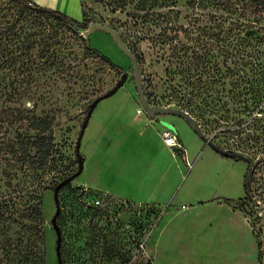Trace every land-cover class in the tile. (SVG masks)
Instances as JSON below:
<instances>
[{
    "label": "rangeland",
    "instance_id": "rangeland-1",
    "mask_svg": "<svg viewBox=\"0 0 264 264\" xmlns=\"http://www.w3.org/2000/svg\"><path fill=\"white\" fill-rule=\"evenodd\" d=\"M82 2L88 24L126 29L120 39L139 63L150 104L182 106L205 137L242 157L217 153L179 116L150 117L131 62L109 33L85 36L0 0V29H10L0 40L16 43L32 22L46 29L33 47L0 51V264H58L53 189L78 169L75 143L88 104L121 74L87 45L128 77L96 104L80 140L83 169L58 191L62 264H264V4ZM234 34L244 47L228 51ZM234 66L261 87L256 103L237 93ZM32 118L47 119L43 133L28 126ZM166 123L184 159L164 144ZM41 133L51 149L34 144Z\"/></svg>",
    "mask_w": 264,
    "mask_h": 264
},
{
    "label": "trees",
    "instance_id": "trees-1",
    "mask_svg": "<svg viewBox=\"0 0 264 264\" xmlns=\"http://www.w3.org/2000/svg\"><path fill=\"white\" fill-rule=\"evenodd\" d=\"M12 1L15 2V4H17L18 6L22 7V9L30 10V12H32L36 16L35 18L40 17L42 19H49V18L56 19L60 23L67 25L69 28L75 27V28H80V29L85 30L88 26V21L85 19L86 17H85L84 6H83V18H82V20H75V19H72V18L66 16L65 14H63L57 10L38 5L35 2H33L32 0H12ZM255 1L264 4V0H255ZM82 4H83V2H82ZM24 16H29V15L25 14ZM1 23H4V22H1ZM28 27L30 29H32V31L21 33L20 39H18L16 41V43H7L3 40H0V51H3L4 47H6V46H9L10 47L9 49H11V51H15L19 47H21L23 49H28V48L33 47L35 44L38 43V41L35 39V36H39V35H42L43 37L45 36L46 29H45V25L43 23L32 22ZM9 30H10L9 27H6V25L2 26V28L0 29V33H2V37L4 35L9 36L6 34ZM235 36H237V35L234 34V35H230V37H229V41L227 44L228 51H231L234 49L237 50L238 48L244 47V46H242L243 44L240 41H237L238 36L237 37H235ZM232 41H236V42L232 43ZM45 47H46V44H44V47L41 50H44ZM85 49L87 51L91 52L92 54H94L97 59H99L100 61H102L106 65H108L110 70H113V71L118 72V73H122L121 68H119L107 56L102 54L97 49L92 48L88 45L85 46ZM39 52L44 53L46 51H39ZM239 71L240 70H239L238 66H234L233 69L229 68V74L231 76H237V79L239 80V82H235V88L237 90V93L244 97L242 99L243 103L250 101V100H252L253 103H256L261 98V93H262L261 87L260 86L258 87L257 83L255 81H253L252 79L249 80V79H246L245 76L237 75V73ZM184 72L187 75V77L190 75L188 70H184ZM243 84H244V86H242ZM11 90H13L16 94H18L20 88L15 87V88H11ZM243 90L245 91V93H242ZM248 93H250V96L246 97V94H248ZM168 104L169 103L162 105V104L154 103V105H160V106H167ZM179 108L183 109L182 106ZM48 125H49V122L47 121L46 118H32L28 124V126L31 128L40 129L42 131V133L46 130ZM42 133L39 137H37L35 139L34 144L37 145L38 148L46 146L48 149H51L52 146H51L50 136H46ZM181 156L183 159L185 158V154H181ZM248 170H249V165H248L247 171ZM246 177H247V172H246L245 178ZM245 191L248 192V186L246 183H245ZM97 200H99V204H95V206H100L102 204V201H101V199H97ZM60 243H61V240H60ZM59 249H60V246H59ZM60 259H61V256H60ZM61 264H62V261H61Z\"/></svg>",
    "mask_w": 264,
    "mask_h": 264
},
{
    "label": "water",
    "instance_id": "water-1",
    "mask_svg": "<svg viewBox=\"0 0 264 264\" xmlns=\"http://www.w3.org/2000/svg\"><path fill=\"white\" fill-rule=\"evenodd\" d=\"M94 31H104L107 32L111 35L112 39L115 41V43L117 44V46L128 56L130 62H131V67H132V72H133V79L135 82V87L138 93V97H139V103L141 105V107L144 109V111L150 116V117H154L156 115H161V114H172V115H176L181 117L182 119L185 120V122L190 126V128L207 144L209 145L214 151H216L217 153L223 155V156H227V157H242L241 155H238L236 153L233 152H227L225 151L223 148H221L218 144H216L214 141L208 139L207 137H205V135L202 133L200 127L198 124L195 123L194 119L191 117V115L179 108V107H175L172 105H167V106H160V105H154V104H150L141 87V73H140V69H139V63L135 57V55L131 52V50L125 45V43L120 39V35L121 34H126V29L123 28H119L117 30L113 29L112 27H110V25L108 23H97V22H91L88 24L87 28L85 30H83V35H89L90 33L94 32ZM128 77V73L127 72H122L120 74V78L116 81V83L113 85V87H111L109 90H107L105 93L96 96L89 104L86 110V114L85 117L82 121L77 139H76V143H75V160L78 164V169L75 173L63 178L61 181H59L53 189V196H54V202H55V206H56V210L55 213L53 215V217L51 218V223L52 226L56 232V256H57V263L61 264V259H60V251H59V246H60V240H61V232L60 229L56 223V216L59 213V203H58V191L59 189L64 186L65 184H68L71 182V180L78 175L79 173H81L82 169H83V158L81 156V154L79 153V147H80V140L81 137L83 135V132L85 130V127L87 125V122L92 114L93 109L95 108L96 104L111 96L119 87H121L123 85V83L126 81ZM166 126L173 129V127L166 123ZM174 130V129H173ZM262 216V221H263V230H264V210H262L261 213Z\"/></svg>",
    "mask_w": 264,
    "mask_h": 264
},
{
    "label": "crops",
    "instance_id": "crops-1",
    "mask_svg": "<svg viewBox=\"0 0 264 264\" xmlns=\"http://www.w3.org/2000/svg\"><path fill=\"white\" fill-rule=\"evenodd\" d=\"M32 1L35 2L38 5L45 6V7L57 10V11L65 14L66 16H68V17H70L72 19L82 20V18H83V4H82V0H32ZM191 140H192V142H194V139H191ZM205 145H207V144H205ZM184 151H185V154H186V150L185 149H184ZM225 157H227V156H225ZM228 158H231V157H228ZM231 159L236 160L234 158H231Z\"/></svg>",
    "mask_w": 264,
    "mask_h": 264
},
{
    "label": "built area",
    "instance_id": "built-area-1",
    "mask_svg": "<svg viewBox=\"0 0 264 264\" xmlns=\"http://www.w3.org/2000/svg\"><path fill=\"white\" fill-rule=\"evenodd\" d=\"M138 110L139 112L141 111L140 109ZM161 138L164 144L169 147V149L174 155L185 154L184 147L182 146V143L179 140L177 133L173 129L169 127H164L161 132ZM95 204H99V200L96 199Z\"/></svg>",
    "mask_w": 264,
    "mask_h": 264
}]
</instances>
